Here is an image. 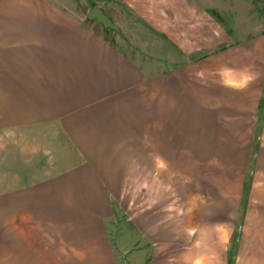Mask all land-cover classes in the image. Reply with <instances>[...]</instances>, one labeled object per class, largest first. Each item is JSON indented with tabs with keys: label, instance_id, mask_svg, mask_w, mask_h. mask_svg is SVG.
I'll return each mask as SVG.
<instances>
[{
	"label": "crops",
	"instance_id": "obj_1",
	"mask_svg": "<svg viewBox=\"0 0 264 264\" xmlns=\"http://www.w3.org/2000/svg\"><path fill=\"white\" fill-rule=\"evenodd\" d=\"M121 1L139 44L0 0V264H264V32ZM224 66L258 78L224 88Z\"/></svg>",
	"mask_w": 264,
	"mask_h": 264
},
{
	"label": "rangeland",
	"instance_id": "obj_2",
	"mask_svg": "<svg viewBox=\"0 0 264 264\" xmlns=\"http://www.w3.org/2000/svg\"><path fill=\"white\" fill-rule=\"evenodd\" d=\"M52 1L67 6L76 18L83 20L86 19L92 8L99 7L120 28V31L116 34L119 33L121 37L131 38L134 43L138 42L137 44H139V40L136 41L135 36L139 34V31L146 32V30L138 29V22L130 17L128 7L121 0ZM196 2L204 6L208 5L212 9H219L224 20V26L233 33V37L236 36V39L264 32V0H197ZM147 32L152 33V29L147 30ZM10 146V141L0 142V156L1 150H9ZM136 254H121V264H130L128 261L129 256Z\"/></svg>",
	"mask_w": 264,
	"mask_h": 264
},
{
	"label": "clouds",
	"instance_id": "obj_3",
	"mask_svg": "<svg viewBox=\"0 0 264 264\" xmlns=\"http://www.w3.org/2000/svg\"><path fill=\"white\" fill-rule=\"evenodd\" d=\"M219 83L222 87L234 91H244L258 78V74L250 67L232 68L224 66L217 70Z\"/></svg>",
	"mask_w": 264,
	"mask_h": 264
},
{
	"label": "water",
	"instance_id": "obj_4",
	"mask_svg": "<svg viewBox=\"0 0 264 264\" xmlns=\"http://www.w3.org/2000/svg\"><path fill=\"white\" fill-rule=\"evenodd\" d=\"M88 17L90 20L97 21L106 29H113L115 31L119 30L118 27L113 24L110 18L99 7H94L91 9Z\"/></svg>",
	"mask_w": 264,
	"mask_h": 264
}]
</instances>
